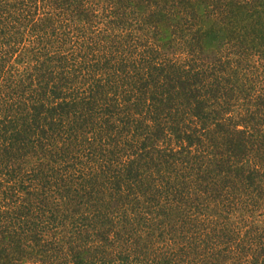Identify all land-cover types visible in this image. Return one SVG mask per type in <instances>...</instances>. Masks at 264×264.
Segmentation results:
<instances>
[{
    "label": "trees",
    "instance_id": "obj_1",
    "mask_svg": "<svg viewBox=\"0 0 264 264\" xmlns=\"http://www.w3.org/2000/svg\"><path fill=\"white\" fill-rule=\"evenodd\" d=\"M0 264H264V0H0Z\"/></svg>",
    "mask_w": 264,
    "mask_h": 264
}]
</instances>
